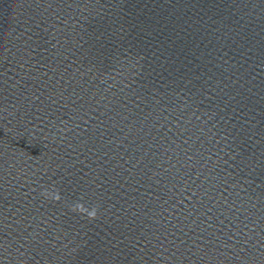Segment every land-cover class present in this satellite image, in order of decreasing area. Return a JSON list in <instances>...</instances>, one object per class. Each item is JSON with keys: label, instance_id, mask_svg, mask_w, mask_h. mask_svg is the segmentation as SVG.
<instances>
[{"label": "water", "instance_id": "obj_1", "mask_svg": "<svg viewBox=\"0 0 264 264\" xmlns=\"http://www.w3.org/2000/svg\"><path fill=\"white\" fill-rule=\"evenodd\" d=\"M0 264H264V0H0Z\"/></svg>", "mask_w": 264, "mask_h": 264}]
</instances>
